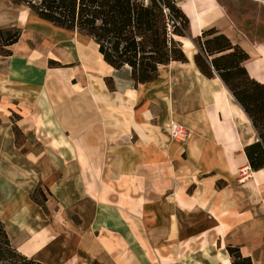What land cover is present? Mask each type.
<instances>
[{"label":"crops","instance_id":"obj_1","mask_svg":"<svg viewBox=\"0 0 264 264\" xmlns=\"http://www.w3.org/2000/svg\"><path fill=\"white\" fill-rule=\"evenodd\" d=\"M186 61L134 84L95 40L0 0V219L44 264H264V167H249L250 119L193 38L222 33L264 85V0H173ZM187 37V38H185ZM186 40H183V39ZM188 39V40H187ZM171 121L189 130L171 138Z\"/></svg>","mask_w":264,"mask_h":264},{"label":"trees","instance_id":"obj_2","mask_svg":"<svg viewBox=\"0 0 264 264\" xmlns=\"http://www.w3.org/2000/svg\"><path fill=\"white\" fill-rule=\"evenodd\" d=\"M24 4L54 25L91 36L104 60L115 69L129 68L134 84L156 77L158 66L186 61L181 42L173 35H188V18L173 0H12ZM168 9V13L163 11ZM184 30V31H183ZM186 32V33H185ZM19 29L0 30V53L19 37ZM198 48L193 59L205 76L217 73L242 107L257 134L244 146L250 169L264 167V85L249 77L243 62L247 53L222 33L204 31L193 38ZM232 264H251L238 248L228 247ZM0 264H44L19 252L10 242L0 219Z\"/></svg>","mask_w":264,"mask_h":264},{"label":"built area","instance_id":"obj_3","mask_svg":"<svg viewBox=\"0 0 264 264\" xmlns=\"http://www.w3.org/2000/svg\"><path fill=\"white\" fill-rule=\"evenodd\" d=\"M163 11L168 13V9L164 8ZM169 134L171 138L178 141H185L189 136V130L182 123L171 121L169 125Z\"/></svg>","mask_w":264,"mask_h":264},{"label":"rangeland","instance_id":"obj_4","mask_svg":"<svg viewBox=\"0 0 264 264\" xmlns=\"http://www.w3.org/2000/svg\"><path fill=\"white\" fill-rule=\"evenodd\" d=\"M8 29H14V28H8ZM184 31V30H183ZM186 33V32H185ZM185 36H187V35H185ZM173 37H174V39H176V40H178V39H180V36L179 35H173ZM185 38H187V37H185ZM183 39V38H182ZM183 40H186V39H183ZM188 40V39H187ZM179 41V40H178ZM181 47H182V44H181ZM0 49H1V43H0Z\"/></svg>","mask_w":264,"mask_h":264}]
</instances>
